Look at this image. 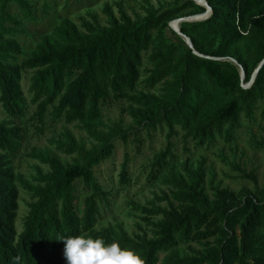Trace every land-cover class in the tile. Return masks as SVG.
<instances>
[{"label": "trees", "instance_id": "trees-1", "mask_svg": "<svg viewBox=\"0 0 264 264\" xmlns=\"http://www.w3.org/2000/svg\"><path fill=\"white\" fill-rule=\"evenodd\" d=\"M206 1L213 10L207 21L181 24L193 49L164 31L174 20L204 14L206 9L195 2L181 1L162 11L150 8L136 22L122 6L118 16L107 6V26L95 15L82 20V29L64 20L55 38L43 39L20 63L24 52L15 39V26L21 23L10 7L16 5L25 19L33 18L34 10L29 0H0V104L11 119L0 122V264H64V245L57 237L78 235L117 242L137 253L144 264H159L162 254L163 264H264V192L241 197L212 186L211 197L204 164L172 176V190L162 199L167 207L134 205L153 228L152 238H133L122 226L97 229L111 208L112 194L99 183L95 169L113 157L116 142L129 133L122 122L104 123L105 106H136L131 115L141 129L167 131L170 146L180 132L199 148L219 141L231 144L244 120H256L264 102V66L251 87L244 89L243 84L264 61V0ZM171 34L175 35L172 30ZM148 55L151 69L142 81ZM225 58L239 65L219 60ZM26 71H34L30 100L22 94ZM140 86L148 93L138 92ZM158 87L162 95L150 93ZM32 107L41 133L48 118L55 125L79 123L89 142L67 134L65 141L54 143L57 152L72 157L71 162L51 153L34 157L49 172L39 174L37 185L25 187L32 203L19 233V192L12 164L27 138L24 119ZM172 156L168 148L153 177L169 166L165 159ZM241 173L258 186L254 172ZM79 181L88 192L81 209ZM120 183L130 186L127 164ZM182 248L193 255L182 256Z\"/></svg>", "mask_w": 264, "mask_h": 264}, {"label": "rangeland", "instance_id": "rangeland-1", "mask_svg": "<svg viewBox=\"0 0 264 264\" xmlns=\"http://www.w3.org/2000/svg\"><path fill=\"white\" fill-rule=\"evenodd\" d=\"M34 16L25 19L16 5L10 7V13L20 26L15 29L18 32L15 37L24 55L19 58L23 62L36 49V46L45 38H55L56 30L64 20H70L82 29V20H89L91 15L98 17L102 26H107V17L104 10L109 6L115 15H119V6H122L134 22L146 17L147 11L153 8L157 11L174 6L178 2L186 0H29ZM195 17V16H194ZM178 20V19H177ZM176 21V20H174ZM164 32L177 42H184V39L175 33L171 24ZM191 23V22H185ZM170 29V30H169ZM181 29V25H180ZM171 30L175 33L171 34ZM156 33V37L158 36ZM148 57L144 60L142 69V81L149 76L151 69ZM218 60V59H217ZM232 62L234 58H225ZM34 71H26L22 78V94L30 100L29 88L31 86ZM253 76L248 84H243L244 89L250 87ZM147 94L143 86L137 90ZM154 95H162V88L152 90ZM256 120L243 121L237 139L227 144L219 141L210 147H197L193 140L185 139V133L180 132L179 136L172 139V145H168L167 131L158 130L156 133H149L142 130L138 121L131 113L137 111V107L126 102L109 104L104 107L103 121L106 125L122 122L123 129L129 132L127 136L116 142V149L113 157L95 169V176L99 183L112 194L111 208L106 210L100 220L97 229L104 231L109 228L118 230L120 226L133 238L147 234L153 237V228L148 226L142 218L143 214L136 211L134 205L141 207H167L163 201L165 194H170L172 186L169 181L172 176L185 175L186 170H196L204 164L207 172L206 189L212 197V186H220L222 189H229L241 197L256 196L257 190L264 192V102L259 104ZM35 107H32L24 119L27 130V138L23 148L15 159L12 167L16 175V186L19 192V210L17 228L22 231L24 218L29 212V205L32 203L31 196L25 189L27 185H37L35 179L39 174H46L49 168L41 164L36 157L40 154H54L62 161L71 162L72 157H67L56 151L54 143L65 141V136L71 134L76 140H85L87 135L81 130V124L67 125L65 123L53 124L48 118L44 133L39 131L40 124L33 120ZM0 104V122L10 121ZM16 124H19L16 122ZM171 148L172 157L165 161L169 166L163 169L158 176H152L157 172V161ZM1 154V152H0ZM130 178V186L123 187L120 183L121 172L124 165ZM245 170L248 173L254 172L258 178V186L255 187L252 180L245 178L241 173ZM78 187V208L81 209L83 200L88 196L82 181L77 182ZM258 188V189H256ZM196 251H201L199 245H192ZM182 256H192L188 248L181 249ZM165 255H160L159 264H163ZM66 264V261L65 263Z\"/></svg>", "mask_w": 264, "mask_h": 264}, {"label": "clouds", "instance_id": "clouds-1", "mask_svg": "<svg viewBox=\"0 0 264 264\" xmlns=\"http://www.w3.org/2000/svg\"><path fill=\"white\" fill-rule=\"evenodd\" d=\"M57 239L64 245L66 264H144L137 253L122 248L117 242L109 244L101 238L85 235Z\"/></svg>", "mask_w": 264, "mask_h": 264}, {"label": "water", "instance_id": "water-1", "mask_svg": "<svg viewBox=\"0 0 264 264\" xmlns=\"http://www.w3.org/2000/svg\"><path fill=\"white\" fill-rule=\"evenodd\" d=\"M190 1H193L195 2L197 5L203 7L206 9V12L204 14H201V15H198V16H195V17H188V18H182V19H178L176 21H174L173 23H176V28H172V30L177 33L180 37H183L184 41L186 42V44L191 48L193 49V45H192V42L191 40L184 34H182L181 32V29H180V25L182 23H185V22H191V23H195V22H204V21H207L213 14V10L212 8L208 5L207 1L206 0H202L201 3H198L196 2V0H190ZM197 54V53H195ZM232 62L235 64V65H239L237 63L236 60H232ZM264 66V61L259 65V67L257 68V70L255 71V73L253 74V80L250 84V87L253 85V83L255 82V79L257 77V74L259 73L260 69ZM240 71H241V78L242 80L244 81L245 79V72L243 70L242 67H240ZM249 88V87H248Z\"/></svg>", "mask_w": 264, "mask_h": 264}, {"label": "bare ground", "instance_id": "bare-ground-1", "mask_svg": "<svg viewBox=\"0 0 264 264\" xmlns=\"http://www.w3.org/2000/svg\"><path fill=\"white\" fill-rule=\"evenodd\" d=\"M196 2L201 3L202 0H196ZM171 26H172L173 28H176V23H172ZM182 38H183V37H182Z\"/></svg>", "mask_w": 264, "mask_h": 264}]
</instances>
